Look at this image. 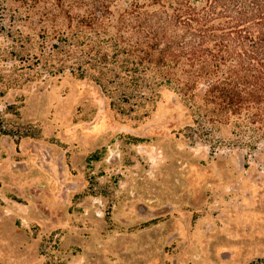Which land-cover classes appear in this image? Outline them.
<instances>
[{
	"label": "rangeland",
	"instance_id": "rangeland-1",
	"mask_svg": "<svg viewBox=\"0 0 264 264\" xmlns=\"http://www.w3.org/2000/svg\"><path fill=\"white\" fill-rule=\"evenodd\" d=\"M40 42L0 28V264H264V152L188 139L169 90L118 108Z\"/></svg>",
	"mask_w": 264,
	"mask_h": 264
},
{
	"label": "trees",
	"instance_id": "trees-1",
	"mask_svg": "<svg viewBox=\"0 0 264 264\" xmlns=\"http://www.w3.org/2000/svg\"><path fill=\"white\" fill-rule=\"evenodd\" d=\"M2 18L8 32L29 22L42 57H63L114 106L147 114L169 90L188 139L264 152V0H0Z\"/></svg>",
	"mask_w": 264,
	"mask_h": 264
}]
</instances>
